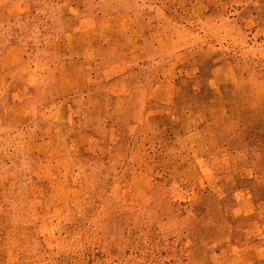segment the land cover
<instances>
[{
	"label": "rangeland",
	"instance_id": "rangeland-1",
	"mask_svg": "<svg viewBox=\"0 0 264 264\" xmlns=\"http://www.w3.org/2000/svg\"><path fill=\"white\" fill-rule=\"evenodd\" d=\"M0 264H264V0H0Z\"/></svg>",
	"mask_w": 264,
	"mask_h": 264
}]
</instances>
